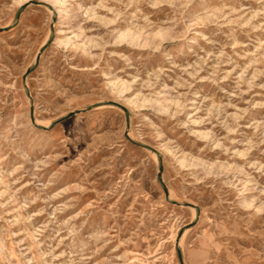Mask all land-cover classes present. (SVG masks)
<instances>
[{
  "label": "rangeland",
  "instance_id": "374dc122",
  "mask_svg": "<svg viewBox=\"0 0 264 264\" xmlns=\"http://www.w3.org/2000/svg\"><path fill=\"white\" fill-rule=\"evenodd\" d=\"M0 264H264V0H0Z\"/></svg>",
  "mask_w": 264,
  "mask_h": 264
}]
</instances>
